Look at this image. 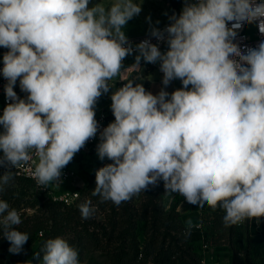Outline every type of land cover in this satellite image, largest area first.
I'll return each instance as SVG.
<instances>
[{"label":"clouds","instance_id":"1","mask_svg":"<svg viewBox=\"0 0 264 264\" xmlns=\"http://www.w3.org/2000/svg\"><path fill=\"white\" fill-rule=\"evenodd\" d=\"M141 0H0V74L9 101L0 115V167H32L38 187L61 181L62 170L90 139L97 156L93 196L119 206L162 180L165 193L223 210L225 228L264 218V40L234 42L244 24L264 35V0H184L160 29L133 46L125 27ZM159 24V21L156 22ZM230 25V26H229ZM159 42L167 45L161 51ZM135 55L125 67L126 57ZM159 63L163 87L147 91L141 61ZM139 75L125 80L127 69ZM111 94L114 121L101 130L95 106ZM174 80L181 87L171 93ZM19 87L26 95L14 91ZM14 171L0 175V192ZM83 219L91 201L78 205ZM21 213L0 199V234L20 254L29 234ZM191 224V221H189ZM41 264H80L63 237L47 239Z\"/></svg>","mask_w":264,"mask_h":264},{"label":"trees","instance_id":"2","mask_svg":"<svg viewBox=\"0 0 264 264\" xmlns=\"http://www.w3.org/2000/svg\"><path fill=\"white\" fill-rule=\"evenodd\" d=\"M179 5L182 9L183 2L171 0L170 12L176 13ZM111 162L105 158L96 170ZM96 170L88 174L84 186L78 189V197L70 204L52 200L40 190L34 192V200L23 201L27 188H33L32 182L14 174L0 192V199L21 213L18 229L30 236L23 250L59 236L78 250L80 262L85 259L86 264H203L204 250L213 252L218 246L227 247L230 264H258L245 222L241 223L245 232L242 249L234 245L239 224L225 228L224 212H201L197 226L184 225L177 210L181 197L175 196L168 207L163 204L166 193L162 180L119 206L102 202L99 196L92 195ZM5 171L8 170L0 168V175ZM88 200L94 211L83 219L78 205ZM26 209L31 213L27 214ZM259 228L264 234V228ZM9 247L0 234V264L10 253ZM10 254L11 260L21 261L20 254Z\"/></svg>","mask_w":264,"mask_h":264},{"label":"rangeland","instance_id":"3","mask_svg":"<svg viewBox=\"0 0 264 264\" xmlns=\"http://www.w3.org/2000/svg\"><path fill=\"white\" fill-rule=\"evenodd\" d=\"M170 1L171 0H143L142 3V11L141 13L134 17L132 20L128 22V24L125 27V33L128 37V39H136L143 35L149 34V20L148 17L151 18V24L153 26L159 27L164 21L168 19V17L172 14L170 12ZM99 0H90V6L92 4L98 3ZM142 2V0H141ZM179 2H184V0H179ZM180 5L178 7V10L176 11V14L178 15L180 13ZM159 21V24H156V22ZM135 55H132L128 57L127 61L124 62L125 67H128L134 63ZM136 74L134 71L131 75H129V78H133V76ZM120 78H114L113 84L115 85ZM113 89V88H112ZM110 89V91L112 90ZM109 96L111 97V93H109ZM103 106H107V102L102 103ZM97 108V107H96ZM110 113L112 112L109 110ZM114 121V115L111 113L110 122ZM105 160V159H104ZM104 160H100L97 156V152L91 151V152H78L72 161L66 166L74 172V176L66 180L64 184L61 187H58L55 184H50L48 187L52 189V192L54 195L58 196L62 192L67 191H78L79 188L83 187L85 184V179L91 172L95 171L98 166H100ZM34 190L33 188L28 187L26 191V196L23 198V201L25 200H34ZM23 205V204H22ZM27 214H30V209L25 210ZM255 222L256 220L253 219ZM252 220H246L244 224H246L245 229L247 230V233L250 237V242L252 245V249L254 246V236H252L251 233H255V230L258 231L260 235L259 238L261 239V244L264 245V234L260 232V228H264V218H261L260 223L256 222V228L255 230L250 229ZM242 230V226L238 227V235L234 238V245L236 247H242L244 248V227ZM43 245H38V243H34L27 247L26 250H23L21 255V261L19 263H16L14 260L10 259L11 254L8 253L5 257V260L3 264H41L43 253L40 254V259H35L34 254L40 253ZM253 252V250H252ZM80 264H86V260L84 259Z\"/></svg>","mask_w":264,"mask_h":264},{"label":"built area","instance_id":"4","mask_svg":"<svg viewBox=\"0 0 264 264\" xmlns=\"http://www.w3.org/2000/svg\"><path fill=\"white\" fill-rule=\"evenodd\" d=\"M172 15V14H171ZM169 24V20L167 19L166 21H164L158 28L163 29L166 25ZM230 26V25H229ZM145 39H151L152 43H158L157 40L154 37H150L149 34L147 35H143L139 38L136 39H129V41L133 44V46H135V44L145 40ZM262 40H264V35H261L259 33L258 27L256 26V24H244L243 27L238 30V34L236 37V40L234 42L238 43L241 48H245V47H256ZM159 47L161 49V51H166L167 50V45L163 42H159ZM7 51V49L0 47V57H3V54ZM137 53H133V55H136ZM132 56V55H130ZM128 56V57H130ZM128 57H126V59L124 60L127 61ZM123 62V63H124ZM142 65H148L151 67H155V68H159V63L157 64H149V63H145L143 62V60L141 61ZM3 67V62L2 60H0V68ZM124 74H126V72H124ZM128 75V74H127ZM127 79V76H125V80ZM7 83V81L3 78L2 74H0V115L3 114V109L4 107L7 105V103L9 102L6 97H5V93H4V85ZM124 81H121V79L118 80V82L115 84V87L109 91V93L112 94L113 91H115L117 88L123 86ZM14 91L17 93V95L21 98L25 97V93L17 90L16 88H14ZM108 96L107 94H103L96 106H99V108L96 110V120L99 122L100 128L101 130L103 129V127H106L110 121L107 119L109 110H111V100L109 102V105L107 108L100 106L102 104V101H107L108 100ZM99 143V133L97 134V137L94 139H90L85 147H83L79 152H91V151H95L96 150V145ZM3 153L2 151H0V156H2ZM3 169H7V170H11L14 171V174L16 176H20V177H24L29 179L32 182V187L34 190H40L42 192H46L47 195L52 199V200H58V201H62L66 204H70L73 200H75L78 197V191H71V192H67L64 191L62 192L60 195L56 196L53 194L52 189L47 187H38L35 180L32 178L31 172H32V167L26 166V165H21L18 168H12L10 165L9 166H5V167H0ZM74 176V172L72 171V169L68 168V167H64L62 170V175H61V183L59 184V182L54 183L55 185H57L58 187H61L64 182L66 180L71 179ZM240 226V224H239Z\"/></svg>","mask_w":264,"mask_h":264},{"label":"crops","instance_id":"5","mask_svg":"<svg viewBox=\"0 0 264 264\" xmlns=\"http://www.w3.org/2000/svg\"><path fill=\"white\" fill-rule=\"evenodd\" d=\"M0 60L2 58L0 57ZM141 75L143 76L140 81H136L137 83H142L143 86L147 91L152 92L153 94H156L160 91V89L163 87L162 85V76L163 74L160 72L159 68L151 67L148 65H142L141 64ZM135 70L129 68L126 71V74L124 76H127L129 78V75H131ZM136 72V71H135ZM129 74V75H127ZM139 74L136 72V74L133 76L135 78ZM132 78V77H131ZM181 81L174 80L172 81L167 87L166 91L171 93L177 88H180ZM17 90H20L19 87V81H17L16 86L14 87ZM21 91V90H20ZM107 96L109 97L107 101V106L110 102V96L109 93H107ZM102 101V103H103ZM102 107L107 108L106 106L100 105ZM97 107V108H96ZM99 108V106H95V111ZM0 131H2V128H0ZM179 196L181 197V201L178 205V212L180 213L181 221L186 226H197L199 224L200 214L201 212H219L222 213L223 210L217 207L216 210L211 209L207 205H205L204 208H199L196 205L189 204L179 193H166L163 197V204L165 207H168L170 204V201L175 197ZM189 221H191V224H189ZM256 228V222L252 220L250 229L255 230ZM252 236H254V246H253V254L257 256L258 258V264H264V245L261 244V239L259 238L260 235L257 236L258 231L255 230V233H251ZM230 253L225 246H218L213 248V252H210L208 249L204 250V257H203V264H230Z\"/></svg>","mask_w":264,"mask_h":264}]
</instances>
